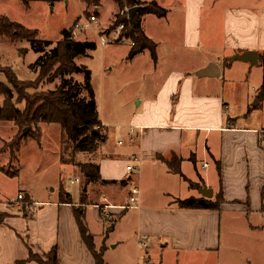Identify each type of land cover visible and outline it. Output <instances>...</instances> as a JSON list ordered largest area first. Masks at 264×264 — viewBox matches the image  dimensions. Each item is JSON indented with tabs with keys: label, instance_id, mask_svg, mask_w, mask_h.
<instances>
[{
	"label": "crops",
	"instance_id": "0c3cea01",
	"mask_svg": "<svg viewBox=\"0 0 264 264\" xmlns=\"http://www.w3.org/2000/svg\"><path fill=\"white\" fill-rule=\"evenodd\" d=\"M255 1L240 3L225 11L220 55L205 54L194 59L203 46L210 44L208 37L204 41L202 37L201 17L206 0H185L183 20L176 29L181 35L177 43L183 50L171 59L174 69L170 67L161 74L156 89L145 88L137 93L136 100L140 98L142 111L133 114L130 126L137 130L130 133L129 127L123 144L119 141L120 145L133 148V152L123 155L124 159L118 156L121 154L100 156L97 163L101 179L109 183L88 185V192L93 187L96 191L86 205L81 204L82 193L76 201L66 192L67 198L71 196V204L64 202L62 194L47 201L30 197L33 211L28 215L14 211V206L0 204V211L8 214L0 225V264L23 261L37 264L28 261L29 249L44 257L54 246L59 247V264H96L79 230L75 213L79 206H84L81 214L98 251L104 248L105 253L111 252L121 246V264H128L130 257L131 264H139L143 258L155 264L151 255H158L159 263L166 264L171 256L178 261L184 255L214 254L220 249L222 212L264 214V148L261 145L264 98L260 99L264 71L259 61L255 66L242 61L231 62L236 54L253 51L260 56L264 53V8ZM99 9L100 6L94 14L97 18ZM146 15L141 17L142 29L154 41L143 27ZM127 47L129 56L131 47ZM31 50V47L25 48L26 53ZM141 54L130 60H137ZM158 59L156 48L154 60L158 62ZM212 63L218 65L219 76L200 77L198 73ZM100 119L107 129V142L110 125L105 118ZM133 156L140 158L136 163L137 174L127 171ZM174 164L179 173L171 169ZM148 174L157 182L169 180L167 183H171V178H175L180 186L174 189L177 192L171 191V184L166 188L159 186L155 201H147L143 189L146 187L144 177ZM186 183L199 184V188L205 185L213 189L214 195L221 191L225 201L221 212L180 209L177 201L183 199L174 194L202 197L187 191ZM133 185L140 189V204L136 208L129 204ZM171 197L176 205L166 201ZM89 209L94 210L99 225L105 226L104 212L120 218L108 235L104 227L105 232L99 237L90 230ZM128 220L136 226L131 234H121ZM97 238L101 239L100 246ZM142 250L145 256L140 258Z\"/></svg>",
	"mask_w": 264,
	"mask_h": 264
},
{
	"label": "rangeland",
	"instance_id": "374dc122",
	"mask_svg": "<svg viewBox=\"0 0 264 264\" xmlns=\"http://www.w3.org/2000/svg\"><path fill=\"white\" fill-rule=\"evenodd\" d=\"M145 1L151 2V0ZM156 1L163 8L169 10L168 17L158 18L155 15L147 14L143 18L145 19L143 27L146 34L152 36L159 45L157 47L158 62L152 59L149 51L141 54L137 60L128 59V44L121 45L115 42L105 47L101 45L100 36L102 35H107L109 40L114 42L113 35L117 27L114 23L116 15L121 12L113 0H101L98 22L91 23L83 31L75 29L76 23L80 21L85 25L86 18L96 13V7L87 5L84 0H56L55 2L48 0H0V15L7 16L29 29L37 30L38 39L53 42L54 44L47 49L48 51L62 39L64 31H73V37L77 40H88L96 44L95 49L78 58L76 63L91 72L99 115L102 119L105 118L110 125L109 139L100 146V151L98 150L96 154L79 153L75 156L62 145L63 130L61 126L43 123L40 126L42 132L40 142L29 140L17 154V158H14L8 145L17 136L19 130L12 122L0 123L1 205L14 206V211L28 215L32 209L29 205L17 200L19 193H26L29 195L28 197H32L36 201H47L57 199L63 191V193L72 194L73 198L79 201L78 195H81L89 186H86V179L78 164L100 162V156L105 154H121L118 156L124 159L123 155L133 152V148L128 149V145L127 147L120 145L119 141L123 144L126 139L128 129L133 124L131 121L133 114L142 111V108H139L140 98L136 100V95L145 88L156 89L161 74L166 73L170 67L171 70L174 69L171 59L176 53L178 55V52L183 50L177 43L181 40V35L176 29L183 20L182 12L185 0ZM248 1L251 0H206L205 10L201 17L202 37L203 41L208 37L210 44L203 46L194 55V59H199L205 54H209V56L221 54L225 11L237 7L240 3L247 4ZM254 3L264 8V0H256ZM172 28L173 30H171ZM30 47L29 42L12 43L7 39L0 38V70L1 68H11L19 81H35L37 73L30 69V65L36 62L39 55L32 50L25 54L22 53L25 48ZM73 77L82 83L85 80V73L81 72ZM0 83L7 85V78L3 72H0ZM59 84L60 80L56 79L51 84L42 85L41 90H54ZM3 102L4 96L0 95V106L3 105ZM63 156L65 162L61 161ZM128 163L131 164L132 160H129ZM179 178L182 180L181 176ZM77 179L79 182L70 183V180ZM144 181L146 187L143 189V195L146 193L147 201H155V193L159 186L163 185L162 188H166L171 184L172 192L177 186H180V182L175 178H171V183H167L169 180L157 182L149 174L144 177ZM185 187L190 193H199V190L191 188L188 183L185 184ZM95 191L94 187L90 188L89 194L87 189V203L88 198H92L91 194H94ZM216 194L217 192H215ZM174 195L181 196L182 199L188 198L187 193ZM24 197L26 196L24 195ZM14 201L19 204H15ZM166 201L176 205L173 197L166 198ZM36 209L39 208L36 207ZM78 209L83 210L84 206H79ZM0 213L4 214L2 211ZM103 215L105 226L96 223L93 209L88 210L87 220L90 230L99 237L104 234V227L109 230L113 222L120 218L118 215H110L105 212ZM127 223L128 226L123 227L121 234H131L136 226V224H132L131 220H128ZM107 233L108 231H106ZM100 241L101 239L97 238L99 246ZM121 248L120 246L115 251L104 252L107 264L122 263L123 257L119 256ZM219 248V251L214 254L184 255L178 261L175 256H171L166 264H264V214L256 212L246 215L231 210L222 212ZM95 249L99 250L97 246ZM141 254L140 258L145 256L143 250ZM151 256L155 264H161L158 255ZM130 260L131 257L128 264H131Z\"/></svg>",
	"mask_w": 264,
	"mask_h": 264
},
{
	"label": "trees",
	"instance_id": "16d2710c",
	"mask_svg": "<svg viewBox=\"0 0 264 264\" xmlns=\"http://www.w3.org/2000/svg\"><path fill=\"white\" fill-rule=\"evenodd\" d=\"M48 1L55 2L56 0ZM84 2L97 8L100 6L101 0H84ZM113 2L120 12L135 6L141 7L135 16L134 25L129 22L127 16H121L120 13L116 15L114 25L125 24L122 36L134 43L128 58L132 59L138 54L149 51L153 59H156L157 45L145 35L141 17L152 14L158 18H164L167 16V9L155 1L113 0ZM73 36V31H64L62 39L48 51L47 49L54 43L38 39L37 30L29 29L7 16L0 15V38L7 39L12 43L29 42L31 49L39 55L36 62L30 65V69L37 73L35 81H19L11 68H1L0 70L7 78V85L0 83V95L4 96L3 105L0 106V123L12 122L19 130L17 136L8 145L14 158H17V154L29 140L40 142L42 137L40 126L43 123L61 126L63 130L62 145L75 156L79 153L96 154L100 146L107 140V129L103 126L98 112L91 72L75 61L95 49L96 44L77 41ZM22 53H26L25 49ZM259 62L264 70V53L259 56ZM81 72L85 73V80L82 83L73 77V75ZM56 79L60 80V84L54 90H41L42 85L51 84ZM263 98L264 77L260 99ZM21 105L22 108H20ZM61 161L65 162L64 156ZM78 167L86 179V186L93 183L103 185L109 183L101 179L100 166L97 162L78 164ZM171 169L178 172L175 164L171 165ZM0 171H2L1 168ZM190 185L194 188L200 187L199 184L190 183ZM82 195L83 198L80 201L81 204L85 205L87 204L86 192H82ZM62 198L65 203H72L71 196L67 198L65 193H62ZM30 201V197L26 196L22 202L31 207ZM224 204L221 191L208 202L203 197H190L177 201L178 207L183 210L221 212ZM246 204L249 206V201ZM75 213L81 236L92 253L95 263L106 264L104 248L96 251L94 237L86 226L83 213L81 214L79 209H75ZM7 217V214L0 213V225L4 223ZM115 222L108 230L107 235L113 230ZM29 250L28 261L37 264H59L58 246H54L44 258L34 254L31 249ZM17 264H25V261Z\"/></svg>",
	"mask_w": 264,
	"mask_h": 264
},
{
	"label": "built area",
	"instance_id": "2783aa9c",
	"mask_svg": "<svg viewBox=\"0 0 264 264\" xmlns=\"http://www.w3.org/2000/svg\"><path fill=\"white\" fill-rule=\"evenodd\" d=\"M122 14V15H121ZM121 16H127V19L129 20V16H128V11H122L121 12ZM98 22V18L95 15H92L88 18H86V24H82L80 23V21H78L75 25V29L79 30V31H83L86 30V28H88L90 26L91 23H97ZM125 29V24H120L116 27V30L114 31V37H113V41L111 42L109 40V38L107 37V35H102L100 36V43L103 47H105L106 45L110 44V43H119V44H128L130 47L134 46V43L130 40L125 38L124 36H122L123 31ZM137 130V127H130L129 131L130 133H135V131ZM261 145L264 148V131H262V137H261ZM140 162V158L138 156H133L132 157V163L129 164L127 166V171L132 173V174H137L139 172L138 167L136 166V163ZM76 182H79V179L77 180H70L71 184H75ZM24 195L23 194H19L17 197V200L23 201L24 200ZM129 204L130 207H138L140 204V189L138 186L133 185V187L130 190V194H129ZM31 212L33 211V206H31ZM141 246L144 245L143 242L139 243ZM139 264H151V262L147 259V258H143L141 260V262Z\"/></svg>",
	"mask_w": 264,
	"mask_h": 264
},
{
	"label": "water",
	"instance_id": "95a60500",
	"mask_svg": "<svg viewBox=\"0 0 264 264\" xmlns=\"http://www.w3.org/2000/svg\"><path fill=\"white\" fill-rule=\"evenodd\" d=\"M141 7L135 6L133 8H130L128 10V16H129V22L134 25L135 24V16L139 12ZM233 61H242L246 63H250L252 66H255L258 64L259 61V55L257 52L249 51L245 52L243 54H236L234 57L231 58V62ZM220 74V69L218 65L216 64H210L207 68L202 70L198 73L200 77L203 76H209V77H218ZM87 191V188H85L84 192ZM199 194L204 198L206 202L213 199L214 197V191L211 188H208L207 186H203L199 188ZM69 196V195H68Z\"/></svg>",
	"mask_w": 264,
	"mask_h": 264
}]
</instances>
